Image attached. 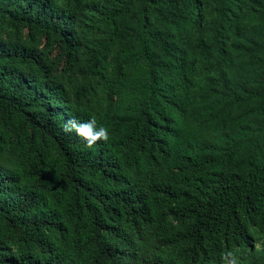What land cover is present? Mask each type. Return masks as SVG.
Returning <instances> with one entry per match:
<instances>
[{
    "label": "trees",
    "instance_id": "obj_1",
    "mask_svg": "<svg viewBox=\"0 0 264 264\" xmlns=\"http://www.w3.org/2000/svg\"><path fill=\"white\" fill-rule=\"evenodd\" d=\"M255 1L249 21L229 0L204 21L202 0H0V264H264ZM110 56L103 101L64 89ZM92 117L107 141L62 130Z\"/></svg>",
    "mask_w": 264,
    "mask_h": 264
},
{
    "label": "rangeland",
    "instance_id": "obj_2",
    "mask_svg": "<svg viewBox=\"0 0 264 264\" xmlns=\"http://www.w3.org/2000/svg\"><path fill=\"white\" fill-rule=\"evenodd\" d=\"M213 0H202V13L203 20L207 21L213 16ZM230 13L237 15L244 21H249L248 12H252L255 8L259 7V4L255 0H229ZM79 28L82 33V39L85 46L96 47L99 39L106 37L105 29L98 23L97 18L94 14H90L88 19H84L80 22ZM113 64V57L107 58L101 68V76H88L83 75L80 70L74 69L70 73L62 74V84L66 91L72 96L74 87L78 85L87 86L86 94L82 97V101L90 100L91 103L97 101H103L105 98V81L107 76L110 74V69ZM221 65V59L216 54H212L210 57V63L208 71L211 74H215ZM202 70V69H201ZM0 163L2 161L0 160ZM256 246L264 245V233H258Z\"/></svg>",
    "mask_w": 264,
    "mask_h": 264
},
{
    "label": "clouds",
    "instance_id": "obj_3",
    "mask_svg": "<svg viewBox=\"0 0 264 264\" xmlns=\"http://www.w3.org/2000/svg\"><path fill=\"white\" fill-rule=\"evenodd\" d=\"M96 119L92 117L87 122H78L75 119H69L63 125V131L65 133L75 131L85 142L86 146L91 148L98 141H107L109 139L107 128L101 126L97 129ZM235 260V257H233Z\"/></svg>",
    "mask_w": 264,
    "mask_h": 264
}]
</instances>
